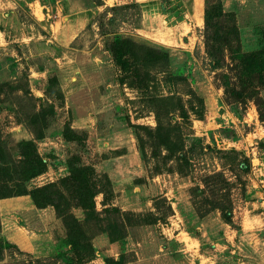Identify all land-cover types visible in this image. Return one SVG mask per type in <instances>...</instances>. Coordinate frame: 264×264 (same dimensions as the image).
Wrapping results in <instances>:
<instances>
[{"label": "rangeland", "instance_id": "1", "mask_svg": "<svg viewBox=\"0 0 264 264\" xmlns=\"http://www.w3.org/2000/svg\"><path fill=\"white\" fill-rule=\"evenodd\" d=\"M221 3L229 16L206 41V0H0L9 163L34 144L45 168L28 191L84 166L96 176V213L67 201L91 260L76 258L53 206L21 195L0 199V264H264V88L250 82L259 105L226 104L215 79L230 48L264 50V0ZM214 174L227 185L198 193ZM215 186L232 218L201 223L192 200Z\"/></svg>", "mask_w": 264, "mask_h": 264}, {"label": "trees", "instance_id": "2", "mask_svg": "<svg viewBox=\"0 0 264 264\" xmlns=\"http://www.w3.org/2000/svg\"><path fill=\"white\" fill-rule=\"evenodd\" d=\"M228 16L223 10L221 0H206V41L208 39L207 34L210 22ZM229 51L232 55V64L227 66L226 70L215 75L218 87L223 90L224 102L226 104H246L250 99L257 98V104L259 105L260 99L258 98V94L260 93L254 90L250 82H256L257 87L264 88V50L242 53L238 49L230 48ZM114 52H116L115 49ZM213 62L216 64L215 61ZM64 137L67 140L77 139L76 134L67 125L64 130ZM19 147L23 155V160L19 161L20 164H23L20 166L21 169H17L15 164L9 163L8 152L6 146L2 143L0 135V199L30 195L35 205L39 208L53 206L57 214L63 218L68 226L69 239L74 248L76 258L79 261L91 260L94 255L93 246L82 230L80 231L77 228L75 230V226H78V221L76 222L74 215L69 213L70 208L67 201L69 200L68 193L72 194L77 206L85 213H96L94 205L96 186L92 181L96 178L94 169L90 166L74 169L68 177L61 179L58 183H50L28 191L24 183L41 174L44 171L45 164L37 153L33 143L24 141L19 143ZM210 180H214L215 184L222 183L227 185L226 180L221 174H214L205 178V189L196 188V191L201 195L205 194ZM228 197L229 189L225 188L222 190L215 186L211 192V196L204 200V202L199 203L192 200V205L201 218L214 210H218L221 217L226 222H229L232 218V207L230 197ZM199 204L203 205L199 206ZM204 207L208 208L201 211ZM107 212L115 213L118 210L112 208ZM74 222L75 225H73Z\"/></svg>", "mask_w": 264, "mask_h": 264}, {"label": "crops", "instance_id": "3", "mask_svg": "<svg viewBox=\"0 0 264 264\" xmlns=\"http://www.w3.org/2000/svg\"><path fill=\"white\" fill-rule=\"evenodd\" d=\"M211 214L207 215L206 217L204 218H201V223H203L204 220H206ZM200 219V218H199ZM139 264V263H138Z\"/></svg>", "mask_w": 264, "mask_h": 264}]
</instances>
